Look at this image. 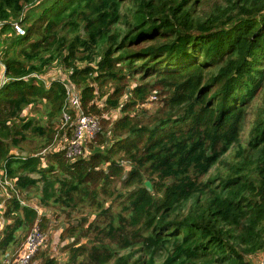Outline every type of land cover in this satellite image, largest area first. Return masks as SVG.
<instances>
[{
	"label": "trees",
	"instance_id": "trees-1",
	"mask_svg": "<svg viewBox=\"0 0 264 264\" xmlns=\"http://www.w3.org/2000/svg\"><path fill=\"white\" fill-rule=\"evenodd\" d=\"M15 19L26 24L21 35ZM0 22L9 78L0 88V168L37 206L90 209L67 226L81 233L71 264H254L264 252V0H0ZM50 65L67 70L87 113L126 112L101 116L105 134L75 161L62 150L44 160L12 153L22 130L21 139L32 130L53 139L64 84L27 77ZM110 81L104 106L98 87ZM158 90L154 113L135 111ZM40 103L47 126L23 116ZM98 139L112 144L92 147ZM37 221L46 228L47 217L15 193L6 199L0 254Z\"/></svg>",
	"mask_w": 264,
	"mask_h": 264
},
{
	"label": "rangeland",
	"instance_id": "rangeland-1",
	"mask_svg": "<svg viewBox=\"0 0 264 264\" xmlns=\"http://www.w3.org/2000/svg\"><path fill=\"white\" fill-rule=\"evenodd\" d=\"M18 19H15L14 22L18 23L17 21ZM22 29H26V24H19ZM16 31H18L15 28ZM19 32V31H18ZM21 35V33H18ZM7 36H12V33L10 32L9 34H6L5 36H3L1 39L7 38ZM9 42V40H8ZM8 43H5L3 45L0 46V49H3L5 46H7ZM49 70L47 72V76L50 77H54V78H59L61 81H66V78L68 77L66 74H68L67 70L64 69L65 73L61 70V67L59 66H55L53 67V65L49 66ZM116 81L112 82H107L105 83L102 87H98L97 83H94L95 86L98 87V89L100 88L101 90L99 91V96H98V103L101 105L106 106L107 103L105 102V98L102 97L103 94H109L110 92H112L114 86H116ZM135 82L131 81L129 85H127L126 87V91L123 94L122 99H127L129 98V96L131 95V84H134ZM80 90V88H78ZM98 93V92H97ZM158 94V95H157ZM161 92L160 90L155 91L154 93L151 92L150 96H149V101L146 102L145 104H141V105H137V108L135 111L139 112L140 110H146L148 111L149 114L154 113L161 105ZM158 96V97H157ZM103 102V103H102ZM48 112H49V108L47 106V104H43L40 103L39 105L35 106H28L25 108V110L23 111V116H29V117H34L37 118V120L39 121V124L41 126H47V124L49 123V117H48ZM104 113V114H103ZM112 113V109H108V110H103L101 116H107L110 119H113L115 117H118L120 115L125 114L126 112H122L121 113L119 111H114L113 115ZM140 113V112H139ZM146 113V114H148ZM149 116V115H147ZM60 118L61 116L59 114H57L56 116H54V119L51 121V123L55 125V130L56 128H58V125L60 123ZM17 124L19 123V120H17ZM104 124V133L107 130V126L105 128ZM25 131L22 130L20 131V133L18 135H15L11 137L10 139V143H13V148H12V153L13 154H17L18 156H27L30 154H38L39 152H42L43 150H45L46 148H49L53 139L51 140V143H47L45 144V136H42L40 134V132H34L32 130V132L30 133L28 131V133H26L27 138L26 139H21L22 133H24ZM57 132V130H56ZM55 132V134H56ZM55 134L53 136V138L55 137ZM111 138L109 135H106V138ZM19 140V145H16L17 143H15L16 141L18 142ZM101 140L98 139V142H95L92 147L98 145L101 147V145L105 146H111L112 144V140H108L107 142L105 141L103 144H99ZM45 144V145H44ZM96 146V147H98ZM90 147V146H89ZM51 154V153H48ZM47 154V157H48ZM4 163V162H3ZM2 163V164H3ZM1 164V166H2ZM151 186V183H150ZM33 190V189H31ZM28 193V194H27ZM25 194L26 196H34L33 193L31 191H26L24 192L23 196L25 198ZM27 197V198H28ZM26 199V198H25ZM27 201H29L28 199H26ZM40 207V206H39ZM41 211L42 214L40 213V216L45 215L48 219L47 224H46V228L43 229V232L46 234V243L41 247V249L37 252V254L34 256L31 264H42L43 260L45 258L47 259H53L54 261L57 262V264H71V260H70V256H71V252H73L71 250V244H73V242H76L77 238H79V235H81V233L77 230H75V234H73L70 230L67 231V226L69 224H71V226H76L78 225L80 222L83 221L84 218H87V214L88 212H90V209L88 207H81L79 206L78 209H68L66 210V212H64L62 209H56L53 208L52 206H41ZM91 216V214H90ZM89 216V218H90ZM3 225H0V231H2ZM31 230V229H30ZM30 230L27 231H23L22 229H19L17 231V238L18 241L14 244H12L9 248L11 249H16L18 247L21 246L22 243H24L27 235L29 234ZM91 240V239H90ZM86 237H81L80 242L82 244H88L89 241ZM68 244L69 247H68ZM264 255H262L261 257H263ZM4 259V256L2 254H0V264H2V261Z\"/></svg>",
	"mask_w": 264,
	"mask_h": 264
},
{
	"label": "built area",
	"instance_id": "built-area-1",
	"mask_svg": "<svg viewBox=\"0 0 264 264\" xmlns=\"http://www.w3.org/2000/svg\"><path fill=\"white\" fill-rule=\"evenodd\" d=\"M2 25V22H0ZM14 27L23 34L24 29L19 23H14ZM1 75H0V88L9 79L6 76L5 64L0 59ZM27 77H35L46 88H49L56 78L39 73H31ZM65 87V100L62 108L60 123L57 132L49 148H46L35 156H42L43 160L47 157L48 153L53 151H63L64 157L69 161H75L87 154L88 145L102 132L103 125L101 122L102 117L95 114L87 113L82 105L81 91L68 81H62ZM49 155V154H48ZM28 156V155H27ZM26 157V156H24ZM0 185L3 188V199L0 202V207H3L5 200L16 194L17 199L23 206H31L42 214L41 207L35 203L27 201L16 187V180L10 177L6 163L0 168ZM39 221V220H38ZM37 223L27 235L24 243L16 249H9L3 259V264H31L34 256L46 243V234Z\"/></svg>",
	"mask_w": 264,
	"mask_h": 264
},
{
	"label": "crops",
	"instance_id": "crops-1",
	"mask_svg": "<svg viewBox=\"0 0 264 264\" xmlns=\"http://www.w3.org/2000/svg\"><path fill=\"white\" fill-rule=\"evenodd\" d=\"M262 255H264V252L258 254L257 256H253L254 264H264V256L261 257Z\"/></svg>",
	"mask_w": 264,
	"mask_h": 264
},
{
	"label": "water",
	"instance_id": "water-1",
	"mask_svg": "<svg viewBox=\"0 0 264 264\" xmlns=\"http://www.w3.org/2000/svg\"><path fill=\"white\" fill-rule=\"evenodd\" d=\"M147 186H148L149 189H151V186H150V182L149 181H147Z\"/></svg>",
	"mask_w": 264,
	"mask_h": 264
}]
</instances>
